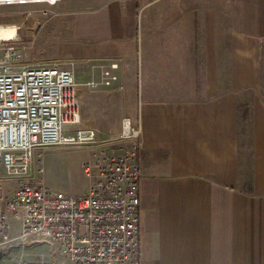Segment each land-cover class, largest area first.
<instances>
[{"label":"crops","instance_id":"0c3cea01","mask_svg":"<svg viewBox=\"0 0 264 264\" xmlns=\"http://www.w3.org/2000/svg\"><path fill=\"white\" fill-rule=\"evenodd\" d=\"M52 5L77 11L68 31L87 38L68 36L53 62L88 59V81L120 60L119 80L78 102L81 125L104 136L141 121L142 264H264V0Z\"/></svg>","mask_w":264,"mask_h":264},{"label":"built area","instance_id":"2783aa9c","mask_svg":"<svg viewBox=\"0 0 264 264\" xmlns=\"http://www.w3.org/2000/svg\"><path fill=\"white\" fill-rule=\"evenodd\" d=\"M12 25L0 24V264H142L140 119L123 118L106 136L82 126L74 71L57 62L22 64L19 26L7 33ZM94 67L100 77L88 86L119 80V59H103ZM58 144L85 151L81 167L88 185L82 193L45 181L42 158ZM38 243L49 246L50 258L25 256Z\"/></svg>","mask_w":264,"mask_h":264},{"label":"rangeland","instance_id":"374dc122","mask_svg":"<svg viewBox=\"0 0 264 264\" xmlns=\"http://www.w3.org/2000/svg\"><path fill=\"white\" fill-rule=\"evenodd\" d=\"M61 2H59L57 7H60ZM25 7L33 8L35 12L29 16L28 9ZM55 7L48 2H0V24L21 26L20 28L18 27V32L21 36L20 45L24 47L22 64L38 65L52 63L54 60L50 59V57L56 55V51L60 50V47H58L60 43L67 40L66 38L72 34L74 35H72L71 40L73 44L78 46L87 44V38L79 37L78 35L77 31H79V27H76L75 33L68 31L71 22H74V19L78 16L77 11L63 13L64 9L58 11L53 9ZM29 20L42 22V27L33 31V33L28 32V30L26 31L24 24L29 23ZM60 64L74 71L75 80L77 79V73L81 71L82 78L78 79L77 84L78 96L80 95V99L83 101L82 109H87L90 88L86 81V76L88 78L86 73L89 71L88 59L70 58L61 61ZM80 99L78 97V100ZM99 129L104 130L106 128L100 127ZM84 154L85 151L83 149L63 144L50 146L49 149L45 150L42 165L44 167L43 176L47 185L69 193H82L88 185V179L85 177L81 167V160ZM14 224L18 226V223ZM49 250V246L46 243L33 244L27 248L25 256L34 258L40 254H44V256L50 258Z\"/></svg>","mask_w":264,"mask_h":264},{"label":"bare ground","instance_id":"6f19581e","mask_svg":"<svg viewBox=\"0 0 264 264\" xmlns=\"http://www.w3.org/2000/svg\"><path fill=\"white\" fill-rule=\"evenodd\" d=\"M7 33L13 34L14 33V27H8Z\"/></svg>","mask_w":264,"mask_h":264},{"label":"water","instance_id":"95a60500","mask_svg":"<svg viewBox=\"0 0 264 264\" xmlns=\"http://www.w3.org/2000/svg\"><path fill=\"white\" fill-rule=\"evenodd\" d=\"M1 192V191H0ZM2 257V251H0V258Z\"/></svg>","mask_w":264,"mask_h":264}]
</instances>
